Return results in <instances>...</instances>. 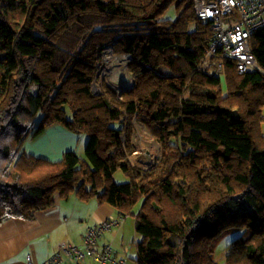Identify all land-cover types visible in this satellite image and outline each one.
Wrapping results in <instances>:
<instances>
[{"label": "trees", "instance_id": "1", "mask_svg": "<svg viewBox=\"0 0 264 264\" xmlns=\"http://www.w3.org/2000/svg\"><path fill=\"white\" fill-rule=\"evenodd\" d=\"M212 41L193 0H0V224L96 198L134 216L127 264H264V27L242 74L201 67ZM105 50L129 79L94 90ZM135 122L160 145L148 168L130 160ZM52 125L83 134L84 156L24 151Z\"/></svg>", "mask_w": 264, "mask_h": 264}, {"label": "crops", "instance_id": "2", "mask_svg": "<svg viewBox=\"0 0 264 264\" xmlns=\"http://www.w3.org/2000/svg\"><path fill=\"white\" fill-rule=\"evenodd\" d=\"M261 129L264 134V121ZM85 139L83 134L69 131L61 125H52L38 138H28L24 143V150L37 157L58 161L69 149L84 156L83 149H76L84 146ZM142 159H145L143 155ZM115 214L116 210L112 206L98 203L96 198L81 201L73 196L69 200H62L57 196L53 206L36 212L32 220L10 218L0 224V264H29V261L31 264H42L56 251L59 244L81 245L88 227ZM133 230L134 216L132 219L127 217L120 227L105 231L98 239V245L111 244L116 256L123 257L120 255L121 249L130 241ZM131 262L132 260L128 263ZM61 264L101 263L91 258L77 262L63 256Z\"/></svg>", "mask_w": 264, "mask_h": 264}, {"label": "built area", "instance_id": "3", "mask_svg": "<svg viewBox=\"0 0 264 264\" xmlns=\"http://www.w3.org/2000/svg\"><path fill=\"white\" fill-rule=\"evenodd\" d=\"M193 6L199 19L213 22V41L201 61V67L220 71V59L229 58L235 61L239 74L259 68L249 37L252 31L264 27V0H193ZM214 56L217 58L211 61ZM122 58L126 59L125 56ZM125 218L122 214L113 215L88 227L81 245L61 243L42 264H61L63 256L77 262L91 258L101 264H127L117 260L110 244L98 245L101 235L120 227Z\"/></svg>", "mask_w": 264, "mask_h": 264}, {"label": "rangeland", "instance_id": "4", "mask_svg": "<svg viewBox=\"0 0 264 264\" xmlns=\"http://www.w3.org/2000/svg\"><path fill=\"white\" fill-rule=\"evenodd\" d=\"M177 15L176 12V8L174 3H172L162 14V16L160 17L161 19H174ZM125 58H122V56H117L111 53L110 50H105L104 51V56H103V61L100 64V67L97 71L96 74V80L94 81V83L96 84V86L98 88H100L102 82L113 86H118L120 84L126 83L129 79V72L126 71V63H127V56H125ZM108 58V62L107 64H105V59ZM30 139V138H29ZM132 140L135 146V150L133 152V154L135 152H139L140 155H143L144 158L152 161V163L147 166V167H141L139 165H136L138 167L141 168H148L150 166H152L155 163V158L158 154L159 151V143L157 140H155L150 133L148 132V130L140 123L135 122V131L133 133L132 136ZM80 149H83L82 146L79 147V149H76V151H79ZM25 151V150H24ZM67 151H75V150H67ZM66 152V151H65ZM28 153V152H27ZM100 153H103L102 151H100ZM132 154V155H133ZM131 156V155H130ZM141 157V156H140ZM139 157V158H140ZM46 159V158H45ZM142 159V158H141ZM51 161V160H50ZM113 179L115 180V182H122L125 180V176L123 175V173L121 171H117L114 174ZM132 219V215H126V218ZM125 218V219H126ZM124 222V221H123ZM231 240V235L228 237H225L219 244L216 250V258L219 259L221 258V256L224 253V249L227 245V243ZM135 241H136V234L133 233L131 231V238H130V244L126 243L123 248L121 249L120 255L123 257H117L115 253H113L114 256H116L117 260H119L120 258L122 259V261L124 262H130L131 260L133 261V259L136 256V247H135ZM111 245V244H110ZM112 247V245H111ZM114 248V247H113ZM112 248V249H113ZM66 259V258H65Z\"/></svg>", "mask_w": 264, "mask_h": 264}, {"label": "bare ground", "instance_id": "5", "mask_svg": "<svg viewBox=\"0 0 264 264\" xmlns=\"http://www.w3.org/2000/svg\"><path fill=\"white\" fill-rule=\"evenodd\" d=\"M107 62H108V58L105 59L104 63L107 64ZM141 158H142V155H140L139 152H135L133 155L130 156V159L132 160V162L141 167H147L152 163V161L146 158L145 159H141Z\"/></svg>", "mask_w": 264, "mask_h": 264}, {"label": "water", "instance_id": "6", "mask_svg": "<svg viewBox=\"0 0 264 264\" xmlns=\"http://www.w3.org/2000/svg\"><path fill=\"white\" fill-rule=\"evenodd\" d=\"M92 88H93L94 90H98V87L96 86V84H95V83H93V86H92Z\"/></svg>", "mask_w": 264, "mask_h": 264}]
</instances>
